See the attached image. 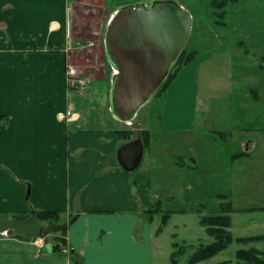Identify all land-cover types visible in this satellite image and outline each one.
<instances>
[{"label": "crops", "instance_id": "crops-1", "mask_svg": "<svg viewBox=\"0 0 264 264\" xmlns=\"http://www.w3.org/2000/svg\"><path fill=\"white\" fill-rule=\"evenodd\" d=\"M90 1L94 12L107 9L108 0ZM90 1L0 0V116L7 117L0 128V264H71L74 255L81 264H151L145 209L158 196L139 167L127 171L118 161L125 122L111 114L119 126L91 128L86 117L81 124L82 117H62L76 2L88 9ZM204 58L183 68L169 88L161 134L196 133V114L178 127L175 89L190 79L199 95ZM45 211L59 220L36 215Z\"/></svg>", "mask_w": 264, "mask_h": 264}, {"label": "rangeland", "instance_id": "rangeland-1", "mask_svg": "<svg viewBox=\"0 0 264 264\" xmlns=\"http://www.w3.org/2000/svg\"><path fill=\"white\" fill-rule=\"evenodd\" d=\"M159 2L175 3L191 14L192 30L183 50L197 49V57L203 54L206 59L197 97L190 79L175 89L178 127L186 126L196 114L197 131L172 136L159 132L168 90L180 71L170 87L161 91L165 80L133 121L121 123V129L130 130L131 135L120 137L118 147L142 140L141 130L152 132L151 147H144L145 157L138 168L150 179L148 190L158 196L150 204L159 200L163 210L148 218L153 242L151 264H173L172 253L179 250L177 264H190L188 258L197 246L212 241L199 224L203 214H230L234 239L264 236V0H237L221 10L211 8L208 0H108L107 9L96 12L91 9L96 8V2L90 1L88 9L76 2L72 24L76 40L69 44L67 64L91 83L84 93L73 92L77 118L69 122L82 117L81 124L86 117L89 122L84 121V127L119 126L109 111L113 71L106 58L107 26L119 8H151ZM222 11L225 25L220 26L214 13ZM89 117H106L108 121L103 125ZM168 211L164 225L163 213ZM250 247L264 249V241L234 240L218 255L197 264L224 260L236 264V251Z\"/></svg>", "mask_w": 264, "mask_h": 264}, {"label": "water", "instance_id": "water-1", "mask_svg": "<svg viewBox=\"0 0 264 264\" xmlns=\"http://www.w3.org/2000/svg\"><path fill=\"white\" fill-rule=\"evenodd\" d=\"M117 12L105 33L107 61L119 71L111 79L109 107L114 118L130 123L168 78L192 30V16L172 2ZM144 149L140 138L123 144L117 151L123 169L138 168Z\"/></svg>", "mask_w": 264, "mask_h": 264}, {"label": "trees", "instance_id": "trees-1", "mask_svg": "<svg viewBox=\"0 0 264 264\" xmlns=\"http://www.w3.org/2000/svg\"><path fill=\"white\" fill-rule=\"evenodd\" d=\"M237 0H208L209 5L213 9L221 10L224 9L228 4L236 2ZM215 17L220 18L216 21V23L220 26L225 25L224 19L225 12L222 11L220 13L215 12ZM199 54L197 49L193 50H183L177 59L174 68H172L166 83L162 87L161 91H164L170 87V84L175 78L178 76L179 72L182 68L189 66ZM264 59V54L261 56V60ZM7 124V117L0 116V128H4ZM119 136L121 138L127 139L131 135L130 130H121L118 131ZM140 135L144 144V147H151L152 138L149 130H141ZM162 213L160 201L156 200V202L150 204L146 209L145 213L149 215V219L151 220L153 214ZM197 212H201L200 209ZM169 213H163V224H167ZM36 215L41 220H51L58 221L60 218V214L51 211L45 212H37ZM199 224L205 228L206 233L212 238V241L208 243H201L197 246L195 251L189 256L188 262L190 264H197L208 260L222 251H224L234 240L240 243L246 242H260L264 241L263 235L256 236H244L238 237L236 239L233 238L232 232L230 230L232 226V219L230 214L224 212H214L209 214H203L200 216ZM66 227H61L62 234H65ZM62 242H65V239H61ZM71 252H74L72 249ZM181 251H177L172 253V263L177 264V260L175 258V254L177 255ZM236 264H264V249H259L257 247L250 248H240L235 253ZM71 264H81L79 257L74 255L71 257ZM215 264H230V260L219 261Z\"/></svg>", "mask_w": 264, "mask_h": 264}, {"label": "built area", "instance_id": "built-area-1", "mask_svg": "<svg viewBox=\"0 0 264 264\" xmlns=\"http://www.w3.org/2000/svg\"><path fill=\"white\" fill-rule=\"evenodd\" d=\"M67 82H68V109L65 114H62L63 118H66L67 120H73L77 117L75 116L74 112V106L73 103L75 101V96L73 95V92L75 93H84L87 91V89L90 87V79L83 77L79 74L77 68L73 66H68L67 68Z\"/></svg>", "mask_w": 264, "mask_h": 264}, {"label": "bare ground", "instance_id": "bare-ground-1", "mask_svg": "<svg viewBox=\"0 0 264 264\" xmlns=\"http://www.w3.org/2000/svg\"><path fill=\"white\" fill-rule=\"evenodd\" d=\"M117 14H118V12L115 11L114 14H113V16L111 17V19L113 20L114 17H115ZM112 20H110V21H112ZM109 65H110V64H109ZM110 67L112 68L111 65H110ZM112 71H113L112 76L117 75V74L119 73L118 69H116L115 67L112 68Z\"/></svg>", "mask_w": 264, "mask_h": 264}]
</instances>
